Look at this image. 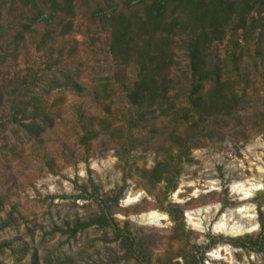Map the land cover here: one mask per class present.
Masks as SVG:
<instances>
[{"label": "rangeland", "instance_id": "1", "mask_svg": "<svg viewBox=\"0 0 264 264\" xmlns=\"http://www.w3.org/2000/svg\"><path fill=\"white\" fill-rule=\"evenodd\" d=\"M141 11L75 0L46 21L0 0V264H264V246L234 245L264 217V33L210 46L227 102L212 114L191 104L182 37L166 100L138 106L137 65L110 49L113 14ZM228 213L238 232L215 228Z\"/></svg>", "mask_w": 264, "mask_h": 264}, {"label": "trees", "instance_id": "2", "mask_svg": "<svg viewBox=\"0 0 264 264\" xmlns=\"http://www.w3.org/2000/svg\"><path fill=\"white\" fill-rule=\"evenodd\" d=\"M20 3L38 11L35 20L44 18L45 11L48 21L59 15L71 16L75 9V0H20ZM139 5L142 6L140 14L121 12L115 16L114 13L111 26L112 56L124 64L135 62L138 68L137 81L129 91L130 101L138 106L162 105L168 95L171 51L175 38L182 37L191 71V104L205 115L226 104V84L221 80L218 65L212 61L210 46L221 41L231 28L235 32L244 30L253 34L259 30L264 33V0H139ZM24 126H36V120ZM162 166L158 164L151 171L156 176L155 183L166 179ZM100 223L112 225L106 219ZM89 225H79L74 232ZM260 226L261 234L254 242L237 239L234 245L244 246L248 241L264 246V217L260 219ZM113 228L115 238H122L123 231L115 224ZM124 240L136 245L135 241H128V237Z\"/></svg>", "mask_w": 264, "mask_h": 264}, {"label": "bare ground", "instance_id": "3", "mask_svg": "<svg viewBox=\"0 0 264 264\" xmlns=\"http://www.w3.org/2000/svg\"><path fill=\"white\" fill-rule=\"evenodd\" d=\"M231 214H223L219 220V222L216 224L215 228L219 231L224 232H238L241 228L238 226H235V224H231L230 219ZM242 227V226H241Z\"/></svg>", "mask_w": 264, "mask_h": 264}]
</instances>
